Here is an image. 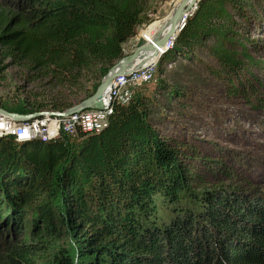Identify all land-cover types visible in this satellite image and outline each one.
Segmentation results:
<instances>
[{"label": "trees", "instance_id": "1", "mask_svg": "<svg viewBox=\"0 0 264 264\" xmlns=\"http://www.w3.org/2000/svg\"><path fill=\"white\" fill-rule=\"evenodd\" d=\"M149 1L0 0V72L10 60L59 86L95 89ZM258 35L264 0H200L156 72L197 64L264 111ZM45 107L0 102L18 115ZM150 108L137 94L112 105L98 134L0 138V264H264V189L224 185L218 176L235 178L222 161L198 168L196 150L162 138Z\"/></svg>", "mask_w": 264, "mask_h": 264}, {"label": "rangeland", "instance_id": "2", "mask_svg": "<svg viewBox=\"0 0 264 264\" xmlns=\"http://www.w3.org/2000/svg\"><path fill=\"white\" fill-rule=\"evenodd\" d=\"M167 2L149 1L136 37L123 46L124 57L134 52L140 34L145 37L152 25L161 28L167 24L171 17ZM253 39L264 41V35ZM257 60L264 62V50ZM3 65H9L0 72V102L6 109L22 100L46 106L42 112L52 111L50 106L55 104L83 107L96 91L87 82L59 86L49 77L15 66L10 60ZM258 76L256 86L264 97V72L259 71ZM137 94L150 99L151 124L162 138L196 150L198 168L203 160L222 161L235 178L229 183L218 176L224 185L237 188L247 182L250 187L264 189V111L247 104L245 95H229L201 66L181 60L168 64L164 75L156 72L154 81L137 88Z\"/></svg>", "mask_w": 264, "mask_h": 264}, {"label": "built area", "instance_id": "3", "mask_svg": "<svg viewBox=\"0 0 264 264\" xmlns=\"http://www.w3.org/2000/svg\"><path fill=\"white\" fill-rule=\"evenodd\" d=\"M199 1L196 0V4L185 15V19L194 13ZM181 2L182 0H168V12L171 16ZM182 26H184V23ZM139 37L137 39L138 42L143 39L146 43H152L154 39H146L141 34ZM176 37V35H173L164 48L158 50V55L147 61L140 69L115 78L103 94V107L101 110H88L71 116H64L65 110L48 111L60 116L38 117L26 122H17L7 116L0 115V138L12 137L17 142L27 140L48 142L58 140L61 134L75 137L77 130L83 133L95 134L102 132L107 127L109 116L113 111V104L127 105L134 97L137 88H141L154 81L159 60L173 46Z\"/></svg>", "mask_w": 264, "mask_h": 264}, {"label": "water", "instance_id": "4", "mask_svg": "<svg viewBox=\"0 0 264 264\" xmlns=\"http://www.w3.org/2000/svg\"><path fill=\"white\" fill-rule=\"evenodd\" d=\"M195 4L196 0H182L169 19L168 28H162L152 40V43H146L143 39L140 40L132 54L123 57L110 69V71L101 80L99 86L96 88L95 93L83 103V107L77 106L67 109L64 111V116H71L82 112V110H101L103 107V94L110 86L112 81L121 75L140 69L147 61L156 57L158 55V50L163 49L165 44L170 38L173 37V35L177 36L180 33L184 27L182 24H186L187 19H185V15L193 8ZM0 115L7 116L17 122H26L34 118L45 116H60L58 114H52L49 112L18 115L9 113L1 108Z\"/></svg>", "mask_w": 264, "mask_h": 264}, {"label": "bare ground", "instance_id": "5", "mask_svg": "<svg viewBox=\"0 0 264 264\" xmlns=\"http://www.w3.org/2000/svg\"><path fill=\"white\" fill-rule=\"evenodd\" d=\"M168 26H169V21L167 22V24L166 25H164L163 27H158V24H156V25H152L151 27H150V30H149V32H148V34H147V36H145V38L146 39H150L151 40V38H155L156 37V35L154 36H152V34H153V32H154V30L158 27L159 29H158V31H157V33L163 28H168ZM164 35V34H163Z\"/></svg>", "mask_w": 264, "mask_h": 264}, {"label": "crops", "instance_id": "6", "mask_svg": "<svg viewBox=\"0 0 264 264\" xmlns=\"http://www.w3.org/2000/svg\"><path fill=\"white\" fill-rule=\"evenodd\" d=\"M147 34V32H145V35ZM143 37H144V35H143Z\"/></svg>", "mask_w": 264, "mask_h": 264}]
</instances>
